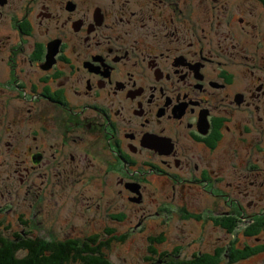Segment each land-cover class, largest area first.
Here are the masks:
<instances>
[{
	"label": "flooded vegetation",
	"instance_id": "flooded-vegetation-1",
	"mask_svg": "<svg viewBox=\"0 0 264 264\" xmlns=\"http://www.w3.org/2000/svg\"><path fill=\"white\" fill-rule=\"evenodd\" d=\"M38 218L264 258V0H0V237Z\"/></svg>",
	"mask_w": 264,
	"mask_h": 264
},
{
	"label": "trees",
	"instance_id": "trees-1",
	"mask_svg": "<svg viewBox=\"0 0 264 264\" xmlns=\"http://www.w3.org/2000/svg\"><path fill=\"white\" fill-rule=\"evenodd\" d=\"M53 219L51 218V221ZM38 230L40 229H31V232L28 230L27 236L15 235V238L11 236L6 238L3 235V237H0V264H115L111 259L112 253L115 250L124 248L131 249L133 245L141 247L143 264H212V262H216V259L211 258L209 254L215 252L216 247L197 251L198 253H192L187 259H182V252L186 251L184 249H171L172 247H170V250H167L166 246L163 249H158V243L162 238L159 236L147 239L144 235L123 234L122 237L117 238L125 240L123 241L125 244L115 246L110 252L105 243L99 244L97 235L65 236L58 231L56 237L52 236L53 238L45 239L42 236L40 237ZM166 236L169 241L168 244L172 245L173 242L170 240L169 235ZM212 236L207 238L208 242H213ZM198 237H203L197 238L200 242L206 238L203 235ZM14 239L16 241H13ZM233 251L235 255L230 256V258L234 262L241 258V262H244V264L250 262L264 263L263 255L250 257L252 252L239 253L240 251L236 249H233ZM240 254L242 256L238 257ZM218 255H220V251L217 252L216 256ZM225 260L227 259L220 258L219 264H222ZM215 264H218V261Z\"/></svg>",
	"mask_w": 264,
	"mask_h": 264
},
{
	"label": "rangeland",
	"instance_id": "rangeland-1",
	"mask_svg": "<svg viewBox=\"0 0 264 264\" xmlns=\"http://www.w3.org/2000/svg\"><path fill=\"white\" fill-rule=\"evenodd\" d=\"M54 205L52 206V208H60V204L59 206L56 204L55 205V202L53 203ZM79 205V204H77ZM75 207L72 208V212L74 211ZM77 207H76V210L75 212L77 211ZM65 215V214H64ZM57 215H55L54 213H52L51 217L50 218H54L56 217ZM49 218V220H50ZM49 220H46V219H43V218H38V222L42 221V226H38V222L36 224V227L39 228L40 230H38L39 234H40V237L42 236V238H45V239H50V238H53L52 236H50L49 234V227L47 226L48 225V221ZM74 225H79V224H82L83 220L82 219H76L74 220ZM73 223V220L72 222ZM70 226V225H69ZM69 231H72V230H69ZM172 234L169 235V238L170 240L173 242V243H192V241L194 240V236L192 237H189V236H183L181 235V232L178 231V230H171ZM77 235H79L77 233ZM9 235H5L6 238H8ZM213 242L216 241L217 239V234L215 233L213 236ZM196 238H203V237H198L196 236ZM234 239V237H231L229 238V242H231V240ZM195 243V245H197V242H193ZM197 251H200V250H189V251H184L182 252V255H181V258L182 259H187V257H189L192 253H198ZM226 251V254L224 255V258H226L227 260L223 261L222 264H244V262H241V258L237 259L235 262L233 260H231L230 256H233L235 255V252L233 251V248H229V250H224ZM241 252H244V251H240L239 253ZM142 249L141 247H135V245L131 246V249H120V250H115V252L112 253L111 255V259L113 260V262L115 264H143L142 263V258H143V254H142ZM225 253V252H223ZM238 253V252H237ZM211 255V258L213 259H216V262H212V264H215L217 263L218 261V264L220 263L219 260H220V255L216 256L217 253L216 252H212V253H209ZM227 255V256H226ZM239 256H242L241 254L238 255ZM233 258V257H232ZM219 259V260H218ZM249 264H264V263H255V262H250Z\"/></svg>",
	"mask_w": 264,
	"mask_h": 264
}]
</instances>
